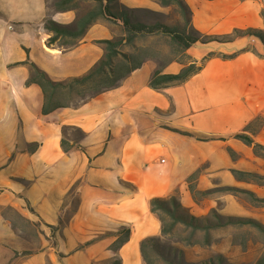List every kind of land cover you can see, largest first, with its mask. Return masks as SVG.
Instances as JSON below:
<instances>
[{
  "label": "crops",
  "instance_id": "obj_1",
  "mask_svg": "<svg viewBox=\"0 0 264 264\" xmlns=\"http://www.w3.org/2000/svg\"><path fill=\"white\" fill-rule=\"evenodd\" d=\"M184 1L199 32L264 30V0ZM44 13V2L37 15L23 0H0V264H108L116 257L144 264L140 241L161 233L151 198L176 195L202 215L211 201L193 198L189 184L208 191L243 183L230 169L249 170L259 158L233 134L264 118V43L252 35L195 42L187 50L193 58L214 54L180 84L149 87L156 64L148 59L119 85L42 114L39 86L25 84L27 54L51 79L63 80L87 71L102 55L93 40L111 36H92L95 22L70 49L48 47ZM62 14L51 18L61 22ZM180 68L172 62L163 72ZM252 138L264 145V124ZM123 226L129 238L113 250Z\"/></svg>",
  "mask_w": 264,
  "mask_h": 264
},
{
  "label": "trees",
  "instance_id": "obj_2",
  "mask_svg": "<svg viewBox=\"0 0 264 264\" xmlns=\"http://www.w3.org/2000/svg\"><path fill=\"white\" fill-rule=\"evenodd\" d=\"M86 3V8L79 11L70 23H60L51 17H44L43 28L48 33L45 44L61 50H68L75 46L83 37L87 29L99 19H106L120 28L117 35L109 38L96 39L93 42L102 46V55L84 73L70 76L63 80H53L47 73L39 68L28 56L22 62L28 67V77L25 84L35 83L39 86L43 101L41 113L47 114L57 108L77 105L81 101L89 99L96 94L113 88L133 70L139 68L146 60L151 59L156 66L149 80V87L161 90L166 87L180 84L191 75L198 72L205 60L214 53L209 52L197 60L188 54V48L195 42H227L241 36H256L264 43V30L256 28L234 29L232 32L222 35L206 34L199 32L191 24V11L184 0H158L161 5L176 4L183 14L187 15V23L176 28L161 21L154 23H143L133 21L130 12L121 0H55L52 8L56 12L75 10L78 2ZM159 35L164 38V44L159 48H153L147 44H137L139 37ZM224 55L222 57H231ZM181 64L176 73L163 72V68L172 63ZM264 124V118L257 116L247 123L243 129L233 137L250 146L255 156L264 159V145L255 142L252 135ZM63 149L68 146L64 140L61 141ZM229 155L234 159L236 154L231 148L227 149ZM234 178L238 181L256 182L263 176L253 171L230 169ZM195 173L189 176V180ZM223 189H235L230 186ZM189 191L193 198L196 194H205L207 191H199L193 184H189ZM249 194L257 200L255 194ZM150 210L158 218L161 224V233L158 236H148L140 241L139 248L144 264H153V253L158 250V242L177 230L179 225L189 227L194 233L198 229H207L200 224V217L192 215L183 207L177 196L167 198L153 197L149 200ZM238 220H242L238 218ZM246 221V219H244ZM129 227L123 226L117 231L115 240L110 244L113 250L118 249L129 238ZM108 264H120V258L116 257ZM182 264V263H173ZM264 264V260L260 263Z\"/></svg>",
  "mask_w": 264,
  "mask_h": 264
},
{
  "label": "rangeland",
  "instance_id": "obj_3",
  "mask_svg": "<svg viewBox=\"0 0 264 264\" xmlns=\"http://www.w3.org/2000/svg\"><path fill=\"white\" fill-rule=\"evenodd\" d=\"M53 1L55 0H23L32 6L37 15L43 11L44 2L43 18L54 14H58L59 18V13H63L60 23L65 24L70 23L79 11L86 8V3L80 1L75 10L56 12L52 8ZM153 1L157 4L154 9L129 7L131 19L143 23L161 21L176 28L187 23V15L176 4L161 5L158 0ZM104 32L111 36L117 35L120 28L106 19H99L90 29L92 36ZM136 43L157 49L164 44V38L150 35L139 37ZM248 171L263 177L258 183L243 181L228 185L235 188L233 190L223 189L226 187L224 185L213 187L205 194H196V199L206 198L211 201L208 211L197 216L200 217V224L207 226V229L201 228L192 233L189 227L179 225L176 231L158 242V250L153 253V264H260L264 260V159L259 157L253 160ZM249 192L261 200L252 197Z\"/></svg>",
  "mask_w": 264,
  "mask_h": 264
}]
</instances>
